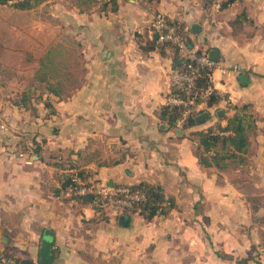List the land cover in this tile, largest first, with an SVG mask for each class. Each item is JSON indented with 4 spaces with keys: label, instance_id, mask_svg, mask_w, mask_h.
I'll use <instances>...</instances> for the list:
<instances>
[{
    "label": "crops",
    "instance_id": "crops-1",
    "mask_svg": "<svg viewBox=\"0 0 264 264\" xmlns=\"http://www.w3.org/2000/svg\"><path fill=\"white\" fill-rule=\"evenodd\" d=\"M12 10H46L44 20L8 29L12 45L31 47L28 65L39 59L37 46L42 55L57 38L24 43L19 34L59 25L74 35L83 73L69 93L22 84L15 96L23 98L0 97V251L39 263L49 229L51 264H264V0H42ZM158 11L199 51L217 48L220 67L241 63L249 74L245 84L240 73L212 71L220 97L200 104L209 112L201 123L177 127L160 115L181 54L151 33ZM2 81L0 95L12 93ZM243 104L255 118L243 160L201 163L192 131L226 124ZM74 171L83 181L160 184L173 205L121 223L73 192Z\"/></svg>",
    "mask_w": 264,
    "mask_h": 264
},
{
    "label": "built area",
    "instance_id": "built-area-1",
    "mask_svg": "<svg viewBox=\"0 0 264 264\" xmlns=\"http://www.w3.org/2000/svg\"><path fill=\"white\" fill-rule=\"evenodd\" d=\"M222 0H216L221 3ZM151 33L156 34V40L162 44L174 45L181 54L184 67L173 66L170 70L171 90L165 102L172 106L182 107L181 115L176 119L175 125L182 127L186 120L197 111L204 101L203 97L211 92L219 91L212 85L202 89L196 84V77L200 67H207L211 71L220 67L218 60L209 56L208 52L196 49L189 40V35L179 24L174 22L164 12L153 14L149 21ZM223 72L234 71L237 74L244 71L241 63L232 66H221ZM24 152H20L23 154ZM73 192L76 195L90 196L89 203L97 212H110L116 216L140 211L141 204L147 200L143 190L128 184L110 185L99 180L83 181L78 171L71 175ZM169 204V201L164 202ZM162 207H160V210ZM0 264H39L27 258L16 256L6 251H0Z\"/></svg>",
    "mask_w": 264,
    "mask_h": 264
},
{
    "label": "rangeland",
    "instance_id": "rangeland-1",
    "mask_svg": "<svg viewBox=\"0 0 264 264\" xmlns=\"http://www.w3.org/2000/svg\"><path fill=\"white\" fill-rule=\"evenodd\" d=\"M14 8L11 4H5L0 8V74L3 76V92H6V87H13L12 91H10L12 93L2 94L0 97L13 102L17 98H23V96H15V87L22 84L39 85L41 87L51 86L58 92L69 93L80 83L83 73V64L79 49L75 45L74 35L59 31V25L54 26L56 28L50 33L49 31H44L43 27L39 28L36 33H32V31L21 32L17 40H22L24 43L32 39H35L36 42H42L48 34L57 38V43L42 55L40 53L43 52V48L37 46L35 49L36 54H39V59L28 65L24 58L27 53H31V51H27L31 47L27 48L25 45L15 47V44L12 45V33L8 29L12 28L11 26L15 25V23L29 22L32 17L44 20V17L47 16L46 10L35 11L36 14L30 16L24 10L19 11L22 15H15V10H12ZM17 36H15V39ZM59 38L67 43L60 42ZM7 39L10 40L9 45L5 43ZM15 55H17L18 60L12 63V60H15ZM14 66L15 71L11 74V67ZM26 98L24 96V99Z\"/></svg>",
    "mask_w": 264,
    "mask_h": 264
},
{
    "label": "trees",
    "instance_id": "trees-1",
    "mask_svg": "<svg viewBox=\"0 0 264 264\" xmlns=\"http://www.w3.org/2000/svg\"><path fill=\"white\" fill-rule=\"evenodd\" d=\"M42 0H0V5L11 4L15 8L29 9L40 3ZM234 0H222V5H227ZM185 62H177L174 66L184 67ZM212 71L207 67H200L196 77V84L200 91L210 85ZM51 91L58 93L51 86L48 87ZM220 97L215 91L203 97L209 105H212ZM236 111L233 115L226 116L227 123L221 124L217 122L206 129L194 130L192 134L198 137L197 152L201 163L205 165H216L218 167H226V159L232 157H240L247 151L249 138L248 130L255 127V118L252 112L248 111L249 104L234 106ZM204 112V111H203ZM203 112L197 111L191 115L182 127H187L201 123L207 119L200 121L196 117ZM206 112V111H205ZM182 107L172 106L166 102L161 106L160 115L163 119L170 120L175 125L176 119L181 115ZM224 118L223 115L219 119ZM132 187L143 190L147 195V200L141 204L139 212L143 213L148 218L156 214H166L173 205V199L165 197L163 186L153 184L147 181H141L136 184H131ZM85 199L91 197L86 195ZM169 201V204L164 202ZM160 207L162 209L160 210Z\"/></svg>",
    "mask_w": 264,
    "mask_h": 264
},
{
    "label": "water",
    "instance_id": "water-1",
    "mask_svg": "<svg viewBox=\"0 0 264 264\" xmlns=\"http://www.w3.org/2000/svg\"><path fill=\"white\" fill-rule=\"evenodd\" d=\"M196 26L197 24H194L193 29H195ZM154 35L156 36V34ZM209 56L217 60L219 58V50L217 48L211 49L209 52ZM180 61L181 60L179 59L178 62ZM239 79L241 80L242 83L246 84L249 81V74L243 71L239 74ZM208 116H209V112H203V113H200L196 117V119L200 121ZM119 221L124 224L127 223L129 221L128 214H121L119 216ZM52 235H53L52 230L47 229L45 231V236L43 237L42 242H41L39 264H51L52 263V258H53V240L51 238Z\"/></svg>",
    "mask_w": 264,
    "mask_h": 264
}]
</instances>
